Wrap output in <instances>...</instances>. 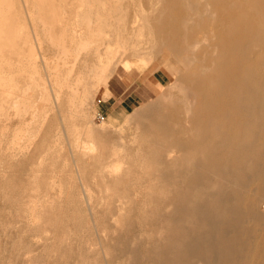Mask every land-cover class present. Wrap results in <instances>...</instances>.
I'll return each mask as SVG.
<instances>
[{
    "label": "bare ground",
    "instance_id": "obj_1",
    "mask_svg": "<svg viewBox=\"0 0 264 264\" xmlns=\"http://www.w3.org/2000/svg\"><path fill=\"white\" fill-rule=\"evenodd\" d=\"M145 70L123 125L96 128L99 90ZM15 193L4 228L41 249L13 233L0 264H264V0H0V195Z\"/></svg>",
    "mask_w": 264,
    "mask_h": 264
},
{
    "label": "rangeland",
    "instance_id": "obj_2",
    "mask_svg": "<svg viewBox=\"0 0 264 264\" xmlns=\"http://www.w3.org/2000/svg\"><path fill=\"white\" fill-rule=\"evenodd\" d=\"M123 75L125 77L123 81L118 82L116 80L117 82H115L114 85L110 86L111 88L110 92L112 93V95L109 98L103 97L104 88H101L99 92L96 94L95 101L93 102V104H91L92 108L90 109L91 110L90 117L93 120L94 124L96 125L95 126L96 128H102V125H105L108 130L110 129L109 131L114 133L115 129H118L119 127H121L125 121L124 119L126 115L128 114V112H130V110H132L133 107L137 106L143 99V95L146 93V89H145L146 86L144 84H147L149 82L148 79L152 77L151 74H149L147 70H145L143 74L138 73V72H135L134 74L126 72ZM123 105L125 106V108ZM100 114L103 115L104 120L99 119ZM50 123H53V124L57 123V121L55 122V119L53 118V116H52V119L50 118ZM111 126L113 128H111ZM106 127H103L102 129H105ZM67 150L68 148L65 147L64 154L66 156L68 154ZM17 162H14L15 175L24 181L26 180V176L28 173L27 171L28 168L26 167L28 161L26 159V160H20ZM23 162L25 166L23 165ZM23 183L24 182H21V184ZM24 186L25 185H23L21 189L19 188L17 191L22 193L24 190ZM12 197L14 198L17 197L16 193H15V196L14 195L9 196V197H6V199L4 198L3 194L0 195V198H1L0 199V208H1L0 209V238L3 242L4 249H6L5 253L7 254L8 253L7 250H10L11 241L13 239L12 234L13 233L16 234V232L17 234L20 233L19 239L21 238V241H20L19 247L21 248V250H23L25 246L31 245L32 247L36 248V252H39V250L41 249L40 244L38 245L37 242L36 243L34 242L37 240L30 233H28L25 230H20V232L17 230L15 232L13 230H9V229L7 230L4 228V224L8 222L10 218H12L13 214H15L13 213L14 212L13 210H15V206H13L12 204L13 202ZM16 206L18 207V203L16 204ZM20 206H21L20 209H22L23 205L21 204ZM77 207L80 212V214L77 215V218L81 217L80 219L84 221L85 212L81 213V211H85V208L82 205H78ZM262 209L264 213V206L262 207ZM136 216H137L136 214L129 215L131 219V223L122 227L123 228L121 230L122 232H127L129 229L134 230L136 228L137 229L140 228L141 224ZM84 222H86V220ZM142 225L147 227L149 226V223H142ZM88 235H90V232L88 233ZM88 235L86 234V236ZM118 236H119V233L116 235V240L114 241L110 240L111 242L110 244L117 245V248H119L120 246L119 240L117 239ZM5 244L6 246H8V248L5 246ZM36 246L37 247L39 246V247L37 248ZM84 246H85V243L83 244V247ZM137 247L139 251H141V256L139 254V258H142V254L143 253L145 254L147 252V250L150 248V244L147 242V239L144 238L139 242ZM18 258H17L16 264H23L24 256L19 255ZM137 263L138 264H148V259L147 258L140 259L138 260ZM45 264H53V263H45Z\"/></svg>",
    "mask_w": 264,
    "mask_h": 264
},
{
    "label": "built area",
    "instance_id": "obj_3",
    "mask_svg": "<svg viewBox=\"0 0 264 264\" xmlns=\"http://www.w3.org/2000/svg\"><path fill=\"white\" fill-rule=\"evenodd\" d=\"M99 119L104 120V117L102 114L99 115Z\"/></svg>",
    "mask_w": 264,
    "mask_h": 264
},
{
    "label": "crops",
    "instance_id": "obj_4",
    "mask_svg": "<svg viewBox=\"0 0 264 264\" xmlns=\"http://www.w3.org/2000/svg\"><path fill=\"white\" fill-rule=\"evenodd\" d=\"M124 106V105H123ZM124 108H125V106H124Z\"/></svg>",
    "mask_w": 264,
    "mask_h": 264
}]
</instances>
